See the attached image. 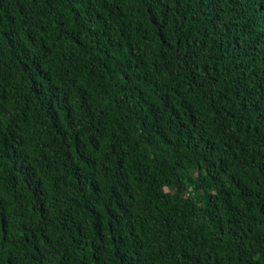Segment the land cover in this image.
Here are the masks:
<instances>
[{"label": "trees", "instance_id": "obj_1", "mask_svg": "<svg viewBox=\"0 0 264 264\" xmlns=\"http://www.w3.org/2000/svg\"><path fill=\"white\" fill-rule=\"evenodd\" d=\"M0 264H264V0H0Z\"/></svg>", "mask_w": 264, "mask_h": 264}]
</instances>
